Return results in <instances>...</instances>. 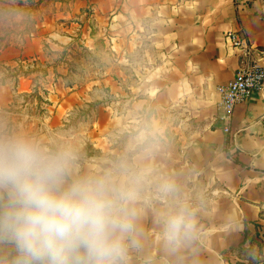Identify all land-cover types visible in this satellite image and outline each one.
<instances>
[{"label": "crops", "instance_id": "0c3cea01", "mask_svg": "<svg viewBox=\"0 0 264 264\" xmlns=\"http://www.w3.org/2000/svg\"><path fill=\"white\" fill-rule=\"evenodd\" d=\"M69 17H84V33H90L91 21L106 27L122 50L137 39L135 46L146 51L152 66L139 71L137 108L121 113L108 104L89 107L97 101L98 80L66 83L65 68L49 94L51 127L67 126L73 113L96 112L84 131L88 147L83 159H76L78 171L100 172L128 158L152 173L137 205L140 246L131 252L130 264H229L264 228V86L236 106L232 136L225 131L219 86L253 61L264 65V57L234 49L225 34L239 32L246 45L264 48V0L241 5L233 0H71ZM60 18L45 16L37 27L55 30ZM40 34L32 33L22 48L0 49V64L8 70L0 75V110L10 107L15 94L35 93L38 68L46 59ZM147 41L150 48L144 46ZM21 58L24 63L14 69L10 61ZM80 107L89 110L79 115ZM116 132L128 134L121 145L111 137ZM145 134L151 147L142 156L133 149L135 138ZM164 180L177 185L178 197L196 221L197 239L175 251L164 248L158 223L174 205L173 197L156 190Z\"/></svg>", "mask_w": 264, "mask_h": 264}, {"label": "clouds", "instance_id": "9594fccd", "mask_svg": "<svg viewBox=\"0 0 264 264\" xmlns=\"http://www.w3.org/2000/svg\"><path fill=\"white\" fill-rule=\"evenodd\" d=\"M147 134L135 147L150 152ZM71 145L51 146L0 126V244L11 264H130L140 246L138 202L152 173L128 158L81 173ZM174 205L158 217L166 250L197 239L193 210L170 180L156 185Z\"/></svg>", "mask_w": 264, "mask_h": 264}, {"label": "rangeland", "instance_id": "374dc122", "mask_svg": "<svg viewBox=\"0 0 264 264\" xmlns=\"http://www.w3.org/2000/svg\"><path fill=\"white\" fill-rule=\"evenodd\" d=\"M70 10L71 0L0 1V49L8 45L22 48L28 37L40 30L46 58L45 64L40 63L38 68L37 93L35 91L29 96L15 94L10 107L0 110V126L32 137L40 136L45 144V141L50 140L54 146L71 145L75 149L77 161H80L88 147L84 131L93 122L96 112L90 108L89 114L77 117L73 113L68 117L67 126L54 124L51 127L54 117L49 94L54 88L53 80L60 76L63 68L69 71L66 83L74 81L81 84L96 79L98 84L93 92V98L98 101L96 106L108 104L121 113L128 107L137 108L139 71L147 72L152 66L145 55L146 51L135 46L137 39H132V45L129 42L127 48L122 50L108 37L106 27L93 21L89 22L90 33H84V17L71 18ZM54 15L61 17L55 30L44 32L37 27L38 23L45 20V16ZM144 44L150 48L148 41ZM58 46L61 49H56ZM23 63L22 58L21 61H10L14 69ZM27 63L32 61L27 60ZM44 68L46 75L42 71ZM7 71L0 64V75ZM111 137L117 145H121L127 140L128 134L116 132ZM91 153L95 154L94 151ZM237 254L229 264H264V228H259L250 237L248 245L238 250ZM14 257L15 251L11 246L0 244V264H11Z\"/></svg>", "mask_w": 264, "mask_h": 264}, {"label": "built area", "instance_id": "2783aa9c", "mask_svg": "<svg viewBox=\"0 0 264 264\" xmlns=\"http://www.w3.org/2000/svg\"><path fill=\"white\" fill-rule=\"evenodd\" d=\"M236 5H241L248 0H233ZM225 38L234 49L244 51L247 55L256 53L264 57V48H258L253 45H246L244 38L239 32H227ZM264 86V65L259 61L251 62L248 67L238 71L235 78L219 86V92L222 97V105L226 109V119L228 124L225 131L232 136L230 122L232 120L235 108L238 104L248 101L251 96L260 91Z\"/></svg>", "mask_w": 264, "mask_h": 264}, {"label": "trees", "instance_id": "16d2710c", "mask_svg": "<svg viewBox=\"0 0 264 264\" xmlns=\"http://www.w3.org/2000/svg\"><path fill=\"white\" fill-rule=\"evenodd\" d=\"M9 71H10V70H9ZM42 71H43V74H45V75L47 74V71H46L45 68H44ZM37 86H38V85H37ZM37 86H36V88H35V91L38 89ZM97 102H98V101H96V103H90L88 106H89V107L92 106V105H93V106H96V104H98ZM79 109H80V111L78 112L79 115H80V113L85 112V111L87 110V109H85L84 107H80Z\"/></svg>", "mask_w": 264, "mask_h": 264}]
</instances>
